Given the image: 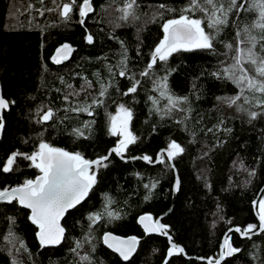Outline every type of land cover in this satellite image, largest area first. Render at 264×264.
Segmentation results:
<instances>
[{"label":"trees","instance_id":"16d2710c","mask_svg":"<svg viewBox=\"0 0 264 264\" xmlns=\"http://www.w3.org/2000/svg\"><path fill=\"white\" fill-rule=\"evenodd\" d=\"M81 2L78 0V5ZM137 2L136 18L123 20L119 9L125 0H97L93 3L95 11L82 26L75 9L68 20L58 11H45L43 15L36 11L54 8L52 0H44L42 5L38 0H0V87L10 102L9 111L3 113L0 166L14 151L31 154L38 150L41 140L79 152L86 159L105 156L120 139L108 131V114L114 115L118 105L124 103L133 112L130 130L138 137L125 157L148 155L154 161L158 151L173 140L184 148L173 159L180 181L174 205V173L166 157L165 163L152 165L141 160L123 162L112 154L105 162L108 166L97 170V182L89 196L66 213L62 220L65 239L58 247L38 244L37 228L30 223L28 210L16 202H0V264H13L14 260L22 264H88L80 261L85 255L93 264H165V260L167 264H206L198 258L218 259L228 229L243 230L248 224L258 227L253 202L264 198V108L256 106L255 101L245 104V108L261 113L251 119L247 112L229 106L223 98L237 95L239 89L222 71L233 62L234 55L225 43L235 45L236 31L250 24L253 15L243 10L234 12L213 51L175 53L166 64L158 61L149 77H144L140 73L163 38L162 24L178 15L159 5L179 8L186 0ZM29 4L33 5L31 10ZM159 12H164L162 19ZM87 34L93 36V43H87ZM64 44H70L73 51L67 60L56 64L52 57ZM125 49L128 76L121 77L120 61ZM133 74L140 84L136 93L125 96L123 93L131 86L128 77ZM164 75L171 94L188 98L180 106L184 111L173 109L167 113V100L160 97L153 83ZM86 81L92 86L86 87ZM101 82L108 87V96L104 106L94 109V116L71 111L97 98ZM73 92L79 95L70 94ZM149 97L159 100L161 111L154 109ZM49 108L55 112L54 118L41 123V116ZM85 121H94L91 131H86L87 138L74 136L73 129L82 128ZM17 164L11 173L0 172V189L40 175L23 157L17 158ZM106 196L113 203L109 205ZM105 206L119 218L105 217L92 224L87 217L103 211ZM170 209L162 223L169 226L173 242L183 247L190 259L182 254L168 257L167 238L145 234L136 222L141 214L157 218ZM10 217L15 218V224L10 223ZM9 228L18 238L15 246L5 239ZM105 232L137 237L136 254L122 262L102 244ZM87 236L94 237L92 243H85L78 250L79 256L73 253L75 241ZM228 237L241 251L222 264L264 261V233L250 239L236 233ZM21 243L26 244L27 251Z\"/></svg>","mask_w":264,"mask_h":264},{"label":"snow or ice","instance_id":"6c2138e0","mask_svg":"<svg viewBox=\"0 0 264 264\" xmlns=\"http://www.w3.org/2000/svg\"><path fill=\"white\" fill-rule=\"evenodd\" d=\"M54 8H38L36 9L40 15L45 11H58L61 17L65 20L71 19L75 10H78L79 24L84 25L85 19L90 13L95 11L92 0H82L78 5V0H67L64 3H57L52 0ZM41 5L44 0H38ZM245 4L247 7H245ZM32 4L28 5L31 10ZM139 7L137 0H125L124 6L119 9L122 13L120 19L127 20L130 17L136 18V9ZM160 9L168 13H177V18L167 19L162 24L163 38L155 46L151 53L150 62L146 65V69L140 73L144 77H149L151 70L157 65L158 61L166 64L175 53L181 51L193 50H209L213 51L215 44L219 41V37L223 30L229 25V20L235 12L239 14L241 10L249 12L253 15V20L250 24L245 25L243 29H238L235 34L236 43H225V47L234 51L232 56L233 62L222 69L225 77L231 80L239 89L237 95L223 98L229 105H235L238 111L247 112L251 119H256L261 113L251 111L244 107L245 104H253L264 108V0H245L241 3L240 0H186V3L179 7H171L166 4H160ZM160 18H163L164 12H159ZM87 43H93V36L87 34L85 36ZM122 43V42H121ZM73 48L70 44H64L56 50V54L52 60L56 64H60L67 60ZM127 50H124L122 55L124 59L120 61L121 77L128 76L127 69ZM112 71L111 68L108 69ZM154 74V73H153ZM98 75V74H97ZM219 76V73H213ZM131 81V86L123 95L127 96L131 93H136L140 81L136 79L135 74L128 77ZM156 90L160 97L167 100L166 110L171 113L173 109L184 111L181 108L182 104L187 103V97H177L170 93L167 85V75L153 81ZM91 82L86 81V87H91ZM71 89L72 85H68ZM246 92L253 93L249 98L245 95ZM70 94L79 95L78 92ZM259 94V95H256ZM108 96V87L104 83H100L99 96L94 98L90 104L81 107L72 108L74 112H84L89 116H94L96 107H102L106 104L104 99ZM68 96H65V100ZM152 100L154 109L159 112V100L154 97H149ZM243 101L242 103H238ZM9 101L0 95V113L9 107ZM14 103V102H13ZM190 111V109H188ZM109 115V133L114 137H119L117 144L105 156L98 157L94 160L86 159L79 152H69L63 148L53 147L49 143L41 140L38 145V150L31 154L14 151L7 157L6 162L0 166V172L11 173L14 166L18 167L17 158L23 157L31 161L32 166L39 170L40 175L34 179H25L23 183L17 186H5L0 189V202L11 204L18 203L20 206L30 210L29 219L37 226L39 231L36 233L41 247L60 245L65 239V228L61 226V219L69 209L75 208L81 204L94 188L97 182L96 172L102 167H107L105 161L109 160L112 153H115L121 159H124L129 145L135 144L138 137L130 130L133 112L130 107L124 103H120L115 114ZM55 112L49 108L40 118V122L52 120ZM3 117L0 115V130L3 129ZM94 121L83 122V127L73 129V135L76 137H86V131L90 132ZM184 152V148L175 140L171 141L166 149L161 150L156 159V163H165V155L168 160H173L178 155ZM132 159H142L149 163H153V158L144 155L142 157H132ZM254 175V173H250ZM149 185H145L148 188ZM151 187H155L152 184ZM176 188L179 189V180L176 181ZM107 203H113L111 198L105 197ZM256 207L259 219V232L264 233V198H261L258 203L253 202ZM105 217L109 219L119 218V215L111 211L107 206L103 211L91 213L87 218L92 224L103 220ZM11 224H15V218H9ZM139 223L143 226L146 233H158L167 236L170 243L167 256L172 257L175 254L184 253V248L173 242L171 235L168 232V225L160 222L159 219H153L151 215H143L139 218ZM91 233V228L89 229ZM240 233L242 236L251 238V235L257 233L256 224H248L245 229L235 227L230 229ZM10 244L15 246L18 239L11 228L8 229V235L5 237ZM94 237L87 236L83 241H75V247L71 249L73 253L79 256V249L84 247L85 243H92ZM103 242L110 249L124 259L128 260L136 251L139 243L136 237L127 239L114 236L111 233H106L103 236ZM21 247L27 251L26 244L21 243ZM94 251V245L93 249ZM241 249L234 247L231 243V238L225 236L220 248L219 258L207 259V264H222L227 258L239 253ZM203 259V258H202ZM80 261H88V264H93L90 256H80ZM13 264H22V262L13 261ZM79 264V262H78ZM167 264V260H165ZM264 264V261H261Z\"/></svg>","mask_w":264,"mask_h":264},{"label":"water","instance_id":"95a60500","mask_svg":"<svg viewBox=\"0 0 264 264\" xmlns=\"http://www.w3.org/2000/svg\"><path fill=\"white\" fill-rule=\"evenodd\" d=\"M94 0H92V2H93ZM91 14V13H90ZM89 14V15H90ZM55 54H56V52H55ZM0 95H2L3 96V94H2V90H1V87H0ZM4 98V97H3ZM9 111V107L7 108V109H5V110H3V112L2 113H0V115H2V117H3V113L4 112H8ZM2 122H3V120H2ZM2 131H3V129L2 130H0V139H1V136H2ZM113 148V147H112ZM112 148H110L108 151H107V153H106V155L109 153V151L112 149ZM163 149H166V148H163ZM163 149H160L159 151H158V153H157V156H156V159H157V157H158V154L161 152V150H163ZM112 154H114L118 159H120L121 161H123V162H127V161H135V160H141V161H143V162H145V163H147V164H152V165H156L157 163L155 162L156 161V159L154 160V162L153 163H149V162H147V161H144V160H142V159H132V157H140V156H132V157H125L124 159H121L119 156H117L115 153H112ZM111 154V155H112ZM165 157H166V159H167V156L165 155ZM110 158V157H109ZM94 160V159H93ZM168 160V159H167ZM106 162V161H105ZM168 162H169V164L171 165V167H172V169H173V173H174V183H173V205H174V200H175V196L177 195V193H178V191H179V189H177L176 188V181H177V179L179 180V176H178V173H177V170H176V168H175V166H174V163H173V160H168ZM179 185H180V181H179ZM259 196H260V194H259ZM256 202H258V198H257V200H255ZM19 205V204H18ZM172 205V206H173ZM20 206V205H19ZM78 206V205H77ZM21 208H23V209H26V208H24V207H22V206H20ZM253 208H254V211H255V213H257V208L256 207H254V204H253ZM26 210H28L29 211V217H30V210L29 209H26ZM71 209H69V211H70ZM171 211V209L169 210V211H167L166 213H164V214H162V215H160V216H158L157 218H153L154 220L155 219H159L160 220V222L162 223V219L169 213ZM143 215H150V214H141L140 216H138V218H137V220H136V222H137V224L140 226V228L143 230V232L145 233V234H147V235H151V234H158V233H146L145 232V230H144V228H143V226L139 223V218L141 217V216H143ZM66 216V213H65V215H64V217ZM152 216V215H151ZM257 216V215H256ZM64 217L61 219V221H60V223H61V226H63L62 225V220L64 219ZM153 217V216H152ZM257 220H258V227H257V233L258 234H261L260 232H259V219H258V216H257ZM29 221H30V223L31 224H33L32 222H31V220L29 219ZM34 225V224H33ZM34 226H36V225H34ZM36 228H37V226H36ZM235 227H232V228H230V229H234ZM230 229H228L227 231H226V233L224 234V236H223V238H222V240H221V244H220V248H221V245H222V243H223V239L225 238V236H228L230 233H236V234H238L239 235V237L240 238H242V239H245V238H247V237H244V236H242L240 233H238V232H235V231H230ZM39 231V229L37 228V232ZM36 232V233H37ZM36 233H35V237H36V240H37V242H38V244H39V240H38V237H37V235H36ZM106 233H111L112 235H114V236H118V237H121V238H124V239H127V238H130V237H133V236H121V235H117V234H114V233H112V232H105L104 234H106ZM104 234L102 235V244L107 248V249H109L112 253H114V254H116L118 257H119V259L122 261V262H128L135 254H136V252H137V250H138V247H139V243L137 244V247H136V251L132 254V256L128 259V260H124L120 255H119V253H117V252H115L113 249H110L106 244H104V242H103V236H104ZM258 234H255V235H251V237L252 236H256V235H258ZM135 237V236H134ZM166 238H167V236H165ZM137 238V237H136ZM138 239V238H137ZM138 241H139V239H138ZM167 241H168V238H167ZM168 244H169V247H170V243H169V241H168ZM40 245V244H39ZM59 245H51V246H46L47 248H54V247H58ZM180 246V245H179ZM219 253H220V249H219ZM182 255L186 258V259H190V257L189 256H187L186 254H185V252L184 253H182ZM219 258V257H218ZM198 260L199 261H201V262H205L206 264H207V259L206 258H198ZM223 262V261H222Z\"/></svg>","mask_w":264,"mask_h":264},{"label":"rangeland","instance_id":"374dc122","mask_svg":"<svg viewBox=\"0 0 264 264\" xmlns=\"http://www.w3.org/2000/svg\"><path fill=\"white\" fill-rule=\"evenodd\" d=\"M248 93V96L249 97H252L253 96V93H250V92H247ZM256 95H259V94H256Z\"/></svg>","mask_w":264,"mask_h":264},{"label":"flooded vegetation","instance_id":"af4514ba","mask_svg":"<svg viewBox=\"0 0 264 264\" xmlns=\"http://www.w3.org/2000/svg\"><path fill=\"white\" fill-rule=\"evenodd\" d=\"M95 1H97V0H94L93 3H95Z\"/></svg>","mask_w":264,"mask_h":264}]
</instances>
